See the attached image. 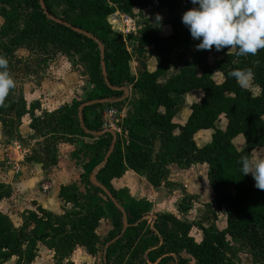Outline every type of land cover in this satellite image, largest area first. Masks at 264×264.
<instances>
[{
    "label": "trees",
    "instance_id": "obj_1",
    "mask_svg": "<svg viewBox=\"0 0 264 264\" xmlns=\"http://www.w3.org/2000/svg\"><path fill=\"white\" fill-rule=\"evenodd\" d=\"M52 1L0 0V16L3 18L0 55L7 60L15 59L17 50L37 47L42 50L51 47L64 54H77L78 60L87 69L93 89L85 101H73L70 105L37 117L34 111L38 107H27L22 92L13 88L0 103V123L3 127H12L28 116L29 128L34 133L49 136L50 147L43 146L41 149L48 159H55L54 154L61 142L75 143L77 138H100L106 145L103 154L99 145H83L90 151L88 154L98 158L101 163L112 136L109 133L92 135V132L101 129H95L90 124L89 115L100 119L103 108L115 104L87 105L82 110L81 119L78 109L84 103L121 97L120 89L129 87L137 98L123 120V132L138 138H147L154 132L160 148L153 155L146 150L130 149L116 137L114 149L99 171L100 181L106 175L118 178L126 170H131L143 176L153 187L171 186L166 180L168 165L176 164L185 169L193 164H206L209 167V186L227 213L223 231H218L213 225L198 226L202 233L200 242H195L189 236V223L169 214L157 216V220L168 224V230L162 237L154 233L146 221L129 225L122 235L119 230V237L109 245L106 264L112 251L123 257L120 264H135L151 248H154L151 253H156L151 261L154 262L162 255L160 250L156 251L157 247H165L168 254L175 255L176 264H188L180 258L181 252L191 256L193 264H227L231 242L243 245L255 263L264 264V190L255 188L249 175L240 174L238 163L240 156L251 158L254 149L264 147V49L258 50L255 55L245 56L237 55L235 47L232 52H226L216 66V72L222 78L220 84L214 82L208 54L204 52L199 55L196 67H184L165 84L159 85L157 79L170 68L171 49L177 45H187L192 40L181 22V16L177 14L190 0H60L64 3L61 16L55 15ZM40 2H43L47 13H44ZM154 7L167 11V34L161 35L145 25L137 31V35L122 36L113 32L107 21L116 11L132 17L141 9ZM57 19L61 23L56 22ZM72 28L87 33L89 37ZM131 45L141 49L152 46L158 51L159 58L153 71L144 70L137 77L131 74V53L128 51ZM100 46L104 52L107 80L101 69ZM237 69L245 73L244 77L250 76L258 86L256 96L229 75ZM192 91H200V99L189 106V116L182 125H178L173 121L175 102L172 96ZM221 118L226 121L222 130L216 128ZM201 130H213L210 145L198 147L195 144L194 136ZM237 136H241L244 142L241 150L233 145ZM38 159L41 158L35 154L26 158L28 162L42 163ZM228 187L233 189V196L223 198L221 193ZM110 193L116 198L113 192ZM10 194V190L0 184V202L9 198ZM101 196L105 194L92 185L85 186L83 192L74 185L62 186L59 198L70 209L59 217L43 211L40 215L31 213L20 229H16L10 219L0 212V263L13 256L22 257L24 245L27 248L25 259L32 261L33 248L38 243L53 251L56 257H65L77 249L95 255V230L105 216ZM189 201L190 197L185 196L181 211L189 208ZM121 206L125 211L132 210L141 215L149 209V205L142 201H130L128 205ZM161 263L162 260L158 264Z\"/></svg>",
    "mask_w": 264,
    "mask_h": 264
},
{
    "label": "rangeland",
    "instance_id": "obj_2",
    "mask_svg": "<svg viewBox=\"0 0 264 264\" xmlns=\"http://www.w3.org/2000/svg\"><path fill=\"white\" fill-rule=\"evenodd\" d=\"M52 9L56 16H61L62 10L64 8V3L60 0H53L52 2ZM194 7V5L188 3L184 7L180 8L177 12L179 16L187 11L189 8ZM143 10V9H142ZM146 10V9H144ZM152 10H157L156 14H152V18L150 17L149 21H147L146 16L140 15L136 20L138 21L140 26L149 25L153 29H155L161 35L167 34V11L165 8H152ZM137 15V13L135 14ZM157 16L160 17L157 20ZM52 18V17H51ZM147 23V24H146ZM3 24V18L0 16V27ZM199 43V41H194L193 39L187 45H177L173 47L171 50L169 59H170V68L167 71V75L165 77L172 76L175 74L179 69L192 66H197V59L198 56L204 52L208 54V62L213 71V80L215 83H221V76L216 72V66L218 61L222 58V56L226 52H232L233 48L230 49H222L220 51H216L214 48L211 50H199L197 51L195 48V44ZM134 49L131 52V57L133 58L137 56L140 63L147 71H153L157 65V59L159 58V53L154 47H147L145 49H141L131 45L128 49ZM15 59L8 60V72L10 76L15 81L14 89L19 90L20 92H25L29 89H37L41 87V83L44 78H49L50 81H47V84L43 86L42 89V97L43 95H50L51 93H59L61 95V99L59 100L58 104L60 105L63 100L62 98L67 99V97L72 98V101H85L90 91L93 89V85L90 82L89 75L85 65L82 64L78 60L77 54H64L62 52H58L51 47H48L45 50L37 47L34 49H19L15 53ZM139 64V67H142ZM140 69V68H139ZM162 77V76H161ZM157 79V83L162 85V81H159L161 78ZM164 77V80H165ZM242 86L249 90L253 96H256L259 92L258 86L251 81L250 76H245L240 80ZM29 88V89H27ZM129 89V87H124V90ZM27 89V90H26ZM130 90V100L127 105L125 115L129 114L133 105L136 102L137 95L131 92ZM123 93V91H122ZM201 93L200 91H192L187 94L183 95H173L172 99L175 102V116L173 121L178 124L182 125L187 117L189 116V106L200 99ZM121 98V97H120ZM118 98L110 99L112 103H116ZM1 103V102H0ZM35 107H39L40 105L37 102H32ZM118 103V102H117ZM66 105V104H65ZM61 105L60 107H62ZM123 106V104H121ZM120 107V106H116ZM51 112V111H50ZM48 112V113H50ZM35 116L42 117L46 113L41 112V108H38L37 111H34ZM126 117V116H124ZM100 118V117H99ZM99 120V119H98ZM30 119L28 116H24L21 120L15 123L12 127L6 125V129L0 123V184H3L8 190H10V197L7 199H3L0 202V212L5 214L11 221L12 225L16 229H20L23 227L24 222L28 219L31 213H37L40 215V212L43 211L45 213H49L51 216L59 217L61 216L64 211L70 209L69 205H66L64 202L61 201L58 196L55 197L54 203L57 206L56 212H49L43 210L41 207H37V198L40 195V190L36 186H28L27 184H22V187L17 188V184H12V180L15 178L18 179L19 173L18 169L15 166V163L12 161V165H10L5 157L8 154V146L11 142H17L20 144L22 149L25 151V159L30 157L31 155H37L41 159H38L42 162V172L43 176L39 181H50L49 174H52V169L57 163L60 161L65 168H69L71 171L74 172L73 179L67 178L65 180L59 179L58 185L59 187L67 186V185H74L80 192H83V188L88 185H92L89 182V176L92 175L95 169L100 167L102 164L99 163V159L89 155V150L85 149L83 143L86 144H96L99 145L102 150L101 153L103 154L106 150L105 142L100 138H95L93 140L90 139H82L77 138L76 142L74 143L73 155L72 157L75 160L74 163L70 161V159H57L58 156V149L54 154L55 159H48L45 157V151L41 149L43 146L50 147L49 144V136H39L38 134L34 133L30 128ZM226 125V121L224 118H221L216 123L217 129H224ZM5 130L7 132H5ZM105 131V130H101ZM97 133V132H92ZM212 133L213 130H201L197 132L194 136V142L198 147L208 146L212 142ZM123 135V134H122ZM117 135L119 139H123L121 136ZM95 136V135H94ZM135 139L129 138L128 142L130 143V149H139V150H154V138L147 137L145 139H141L139 141V146H132L134 145ZM123 142V140H122ZM137 143V142H136ZM64 144L60 143L59 145ZM58 145V146H59ZM233 145L235 149L241 150L244 148V142L241 136H237L233 140ZM110 147V146H109ZM58 148V147H57ZM109 149V148H108ZM252 159H259L264 158V147L254 149L251 153ZM16 159V157H15ZM19 165V162H17ZM75 165V168H74ZM15 166L14 170L12 171L11 167ZM205 174V171L202 169H195V170H187L184 172V176H180L177 174L175 177L180 176L184 182L186 183L187 187L194 191L195 185L202 182V176ZM249 177L254 182L251 174ZM112 176L106 175L102 177L99 176V172L96 175V179L99 183H102L107 189L113 190L114 183L112 181ZM205 179L206 175H205ZM197 181V182H196ZM65 185H63V184ZM13 185V186H12ZM60 189V188H59ZM114 191V190H113ZM139 192L143 190L142 188L138 189ZM36 195H33L34 193ZM115 192V191H114ZM117 193V194H116ZM115 195L123 196L121 192H116ZM233 194V193H232ZM43 199L45 197L42 196ZM101 203L105 212L104 218L100 221L97 229L95 230L97 242V252L95 255H88L84 253L80 249L75 250L69 255L65 257H56L54 252L47 249L42 244H36L35 248H33V259L32 261H27L25 259L26 255V245L23 246V256H13L8 259L4 263L0 264H103V253L105 247L112 243L114 238L118 237L117 232L122 230V220L123 215L122 213L117 210L112 202L105 196H101ZM125 198V197H124ZM127 198V197H126ZM125 198V199H126ZM125 199L121 198L120 202L125 201ZM129 200V199H128ZM128 205V203L126 204ZM42 213V212H41ZM129 216L134 215L132 210H128ZM151 224V221H150ZM114 237V238H113ZM231 242V241H230ZM231 249L228 251L227 254V264H231L232 262H238V264H242L241 260L243 256L245 259L243 260V264H259L255 263L253 258L250 256V253L243 247V245L235 242H231ZM240 255V256H239ZM239 256V258H238ZM109 262L108 264H120V261L123 260L118 253H114L113 251L108 254ZM237 258V259H236ZM240 259V261H239ZM234 260V261H233ZM241 262V263H239ZM262 264V263H261Z\"/></svg>",
    "mask_w": 264,
    "mask_h": 264
},
{
    "label": "crops",
    "instance_id": "obj_3",
    "mask_svg": "<svg viewBox=\"0 0 264 264\" xmlns=\"http://www.w3.org/2000/svg\"><path fill=\"white\" fill-rule=\"evenodd\" d=\"M156 13H157V10H152V8H149L146 10L141 9L137 13V15L132 16L131 18H133L136 21V24L138 26L137 31L142 27L139 25L138 21L136 20L138 16L144 15L146 16L145 18H147V21H149L150 17L152 18L151 15L156 14ZM121 16H123V14L116 11L114 14L110 15L107 18V21L111 26V29L115 33H117V31L122 29V24L120 21ZM137 31L133 34L137 35ZM134 49L132 48L128 49L129 53L134 51ZM132 54L134 53L132 52ZM139 64L140 66H142L137 56H135L134 58L132 56L131 61H130V71H131V74L134 75L135 77H137L142 71L146 70V69H143L144 68L143 66L139 67ZM187 67H192V66H187ZM181 69H179V71H177L175 74L169 77H165L167 75L166 74L167 72H166L159 79V81H162L161 82L162 85L165 84L166 81L170 77H173L174 75L178 74ZM164 77H165V80H164ZM43 81L45 82L41 83L40 88H37V89L35 88L33 90L27 88L29 90L26 89L27 91L22 92L27 107L33 104L32 102H37L40 105L39 107L41 108V112L48 113L50 111L52 112V111L59 109L61 105L63 106L65 104L70 105L73 102L72 98L67 97L66 99L65 97V98H62L65 100H63V102L60 105H56L61 99V95L57 92L51 93L50 95H43L42 97L41 88H43V86H45L47 84V81L49 82L50 79L44 78ZM129 89L126 88V90L123 91L121 98L119 97V99H117L118 103L117 102L111 103V104H115L114 107L120 106L119 108L118 107L116 108L121 110L123 119L125 118L124 116H127V114L125 115V113L127 112L125 108L127 107L129 100H130V90ZM121 104H123V106H121ZM38 108L35 110L37 111V113H38ZM89 122L92 126L95 127V129H101L100 119L98 120V118H94L89 115ZM122 134L123 135L121 137L123 138L122 139L123 143L127 147H130V143L128 142L129 138L135 139V141H133L134 145H132L134 147L139 146L140 144L139 141H141V139H145V138L135 137L131 133H127V132H122ZM148 137L154 138V150L152 151L149 150V152L155 155L159 151L160 142L154 132H152ZM73 146H74V143H64V144L59 145L57 148L58 149L57 159H70V161L74 163L75 160H73L74 158L72 157L73 149H74ZM25 157L26 155L24 154L21 159L19 168H18V173H19L18 179L15 178L14 180H12V184H17L16 185L17 188L22 187V184H23V187H24V184H27L28 186H33V187L36 186L37 188V185L39 184L38 188L40 190L41 196H38V198L36 199L38 202L37 207H41L43 210H46L49 212H56L58 205H55L54 199L55 197L58 196V193L60 190L59 189L60 187L58 186L60 185V183H58L59 182L58 180L59 179L65 180L67 178L73 179L74 172L71 171L69 168H65L62 165V163L59 161L57 165H55L53 169L51 170L52 174H49L50 181H40L36 183V181H39L43 176L42 175L43 174L42 172L43 164L37 163V162H28L25 159ZM74 168H75V165H74ZM11 169L13 171L14 167H11ZM195 169H202L205 171V174L202 176V182L199 184H196L194 186L195 190L192 191L187 187L186 183L180 176H184V172H186L187 170H195ZM208 170H209V167L206 164H193L189 168H185V169L179 168L176 164H170L167 166L166 180L168 183L171 184V186L161 185L158 187L151 186L143 176H140L131 170H126L120 177L112 178L111 182L114 183L113 190L115 192L113 190H110V191L113 192L114 194L116 192L122 193L123 196L120 197L119 196L120 194H118V196H116L115 198V200L120 206L126 205L130 201H137V202L142 201L149 205L148 212L142 215L133 211L134 215L129 216L128 210L127 211L124 210L128 226L138 224L142 221H146L148 224L150 220H153V222L152 221L151 222H152V228H153L154 233H156L159 237H162L165 234V232L168 230V224L163 221L157 220V216L159 214H169V215L174 216L179 221L189 223L191 225L189 236L195 242H200L202 239V233L198 228L199 225H202L205 227L213 225L218 231H223L226 228V220H227V213L221 201L218 199V197L215 196L214 192L209 186L208 179L207 180L205 179V175L207 178ZM177 174L179 175L181 174V175L178 177H175ZM44 184L49 185V190L45 193L42 191V188H43L42 186ZM140 188H142L143 193L142 191L141 192L138 191V189ZM232 193H234L233 189L231 187H228L221 193V196L223 198L231 197L233 196ZM33 195H36V194L34 193ZM42 196L45 197V199H43ZM185 196L190 197V201H189L190 205H189V208L185 212H183L181 211V206L183 205V200ZM124 197L125 198L127 197V198L125 199ZM121 198L125 199V201L120 202ZM120 235H122L121 232H120ZM227 239L230 242V239L229 238ZM152 250H154V248L148 249L142 255V257L136 261L135 264H158L161 260H162L161 264H176L177 262L176 256L173 254L171 255L168 254L165 247H161V248L157 247L156 251L160 250L162 255H160V257H158L154 262H151L156 257V253H151L153 252ZM106 254H107V250H106ZM179 256L180 258L185 259L188 262V264L194 263L193 258L185 252L179 253ZM244 259H245V256H243V259L241 260L242 264L244 262L243 261ZM106 263H107V260H106ZM231 264H238V262L236 263V262L231 261Z\"/></svg>",
    "mask_w": 264,
    "mask_h": 264
},
{
    "label": "clouds",
    "instance_id": "obj_4",
    "mask_svg": "<svg viewBox=\"0 0 264 264\" xmlns=\"http://www.w3.org/2000/svg\"><path fill=\"white\" fill-rule=\"evenodd\" d=\"M195 7L181 16L182 24L191 38L199 41L197 51L230 49L237 55H255L264 49V0H190ZM160 17L157 16V20ZM238 81L245 73L233 70L229 73ZM15 87L8 72V60L0 55V102ZM240 174H251L254 187L264 190V158L252 159L247 155L239 158Z\"/></svg>",
    "mask_w": 264,
    "mask_h": 264
},
{
    "label": "built area",
    "instance_id": "obj_5",
    "mask_svg": "<svg viewBox=\"0 0 264 264\" xmlns=\"http://www.w3.org/2000/svg\"><path fill=\"white\" fill-rule=\"evenodd\" d=\"M115 13V12H114ZM113 13V14H114ZM121 24H122V29L117 31V34H120L122 36H126L128 34H133L137 31V24L136 21L131 18L128 15L123 14L121 16ZM123 117L121 114V110L114 107V106H107L104 107L101 115H100V123H101V130L105 131H111L114 135H122V123H123ZM25 154L24 150L18 144L17 142H11L8 146V154L5 156L7 158V161L10 165H12V162L15 163L16 168H19L21 159L23 155ZM16 157V159H15ZM12 161V162H11ZM17 162H19V165H17ZM15 166H13L15 168ZM42 191L45 193L49 190V185L44 184L42 186ZM153 222V220H150ZM150 221L148 223L150 229L153 231L152 228V222L150 225Z\"/></svg>",
    "mask_w": 264,
    "mask_h": 264
},
{
    "label": "water",
    "instance_id": "obj_6",
    "mask_svg": "<svg viewBox=\"0 0 264 264\" xmlns=\"http://www.w3.org/2000/svg\"><path fill=\"white\" fill-rule=\"evenodd\" d=\"M40 5H41V8L43 9V11H44V13H47V11L45 10V6H44V4H43V2H40ZM56 22H58V23H61V21L60 20H56ZM65 26H67V27H69V25L68 24H64ZM74 31H76L77 33H80V34H82V35H85V36H87V37H89V35L87 34V33H85V32H82V31H80V30H78V29H74V28H72ZM93 40H95V38H93V37H91ZM100 55H101V69H102V72H103V75H104V78L106 79V72H105V66H104V63H103V55H104V52H103V48L100 46ZM107 80V79H106ZM120 90H122V91H125L124 90V88H121ZM115 102H118V101H115ZM96 103H103V104H106V103H112V101H110V100H101V101H93V102H88V103H84V104H82L80 107H79V109H78V117H79V119H81L82 118V110H83V108L85 107V106H87V105H93V104H96ZM105 133H109L111 136H112V141H111V144H110V147H109V149H108V151H107V153H106V155H105V157H104V160H103V162H102V164L100 165V167H98L97 169H95L94 170V172L92 173V175L89 177V181H90V183L94 186V187H96V188H98L99 190H101L105 195H106V197L112 202V204L114 205V207L116 208V209H118L121 213H122V215H123V220H122V231H121V234H123L124 233V231H125V229L128 227V224H127V220H126V215H125V211H124V209L117 203V201L115 200V198L112 196V194L108 191V189L105 187V186H103L101 183H99L98 181H97V179H96V175H97V173L104 167V165H105V163H106V161H107V159H108V157L110 156V154L112 153V151H113V149H114V145H115V140H116V135H114L111 131H100V132H97V133H93L95 136H101V135H103V134H105ZM117 238L118 237H116L113 241H112V243L113 242H115V240H117ZM112 243H110L109 245H111ZM109 245H107L106 247H105V249H104V253H103V263L104 264H106V250H107V248H108V246Z\"/></svg>",
    "mask_w": 264,
    "mask_h": 264
}]
</instances>
